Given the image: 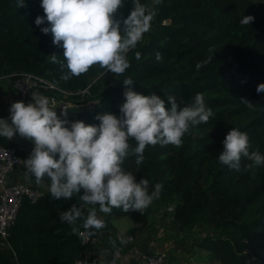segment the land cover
Masks as SVG:
<instances>
[{"label":"trees","instance_id":"16d2710c","mask_svg":"<svg viewBox=\"0 0 264 264\" xmlns=\"http://www.w3.org/2000/svg\"><path fill=\"white\" fill-rule=\"evenodd\" d=\"M156 10L152 26L143 40L127 55L130 67L116 75L93 65L85 73L68 80L67 71L51 55L63 60V48L53 43L51 33L44 34L35 24L44 15L41 0H0V78L16 79L32 74L54 84L59 90L36 88L32 94L57 96L78 105L93 103L77 120L98 125L97 114L119 115L124 103L125 85L131 77L134 90L149 95L155 92L166 99L168 94L186 104L197 92L203 93L213 116L207 123L193 126L181 145H149L144 161L137 165L130 155L124 167L137 179L145 177L150 191L155 183L163 188L153 206L162 208L175 201L174 220L193 232L200 225L214 231L194 240L193 246L208 253L210 264H264V167L248 169L241 159L240 170L231 169L218 160L227 132L235 127L248 134L250 151L264 154V93L257 86L264 83V0H145ZM133 4L124 0L119 14L127 16ZM254 16L242 25L243 16ZM141 56L136 58L135 52ZM161 59H156V53ZM200 65L197 68V65ZM87 91L84 97L77 93ZM247 98L257 104L249 110L241 103ZM83 99V101H78ZM81 102V103H80ZM167 103V101H166ZM60 115V114H58ZM64 118V117H62ZM76 121L75 119H68ZM135 141L130 140L132 147ZM15 143L0 137V145ZM82 194V193H81ZM77 198L56 200L51 193L36 202L25 199L16 222L0 250V264H75L94 251L92 243L84 244L81 226L78 233L60 220ZM102 215V213H101ZM105 223L111 219L131 218L135 225L121 233L133 235L136 241L123 249H134L140 233L149 222V211L124 212L113 208L104 213ZM101 229L91 235L97 238ZM118 232L105 233L111 249L121 244Z\"/></svg>","mask_w":264,"mask_h":264},{"label":"clouds","instance_id":"9594fccd","mask_svg":"<svg viewBox=\"0 0 264 264\" xmlns=\"http://www.w3.org/2000/svg\"><path fill=\"white\" fill-rule=\"evenodd\" d=\"M18 3L23 6L25 0ZM131 3L130 13L123 16L119 10L124 0H41L45 14L37 16L35 24L47 25L41 27L42 33H51L53 43L63 48L62 61L56 54L50 57L67 69L64 80L87 72L93 65L116 75L129 69L127 53L143 40L156 15L145 0ZM254 19L244 15L240 23L248 25ZM135 56L139 59L141 53L136 51ZM161 58L157 52L156 59ZM122 82L126 87L120 114H97L98 125L69 121L68 108L58 115L52 106L55 101L40 93L32 95V102H13L9 117H0V137L11 140L18 134L33 144L23 163L35 181L41 183L46 178L56 200L77 198V203L59 214L74 233L80 232L81 226L89 235L104 228L101 213H110L113 208L124 212L148 208L159 198L163 186L155 183L150 191L149 180L137 179L126 170L125 160L134 155L140 165L149 145L179 146L193 126L207 123L213 116L203 93L197 92L181 106L182 98L178 103L176 95L168 94L166 99L155 92L144 95L134 90L131 77ZM256 90L264 93V83ZM240 101L249 110L258 107L247 98ZM130 140L136 142L134 147ZM222 144L218 155L221 164L240 170L243 157L250 161L248 169L264 167V154L250 151L249 136L239 128H231Z\"/></svg>","mask_w":264,"mask_h":264},{"label":"crops","instance_id":"0c3cea01","mask_svg":"<svg viewBox=\"0 0 264 264\" xmlns=\"http://www.w3.org/2000/svg\"><path fill=\"white\" fill-rule=\"evenodd\" d=\"M0 79H3V77ZM32 95L34 94H31L23 101L17 95L13 82L0 81V117H9L10 105L13 102H32ZM14 142L23 148V160L26 159L33 148V144L29 140L20 137L18 134L14 136ZM10 182L39 187L43 190L45 195L50 193L47 179L45 178L41 183H37L34 177L27 172L24 163L11 174ZM147 210L149 211V222L146 228L140 233L139 240L135 247L140 254L148 252H165L169 261L173 264L205 263L204 259L208 256V253L199 251L200 249L193 246L194 240L200 238L199 234L194 236L191 234L192 232L189 233V231L183 229L174 220L173 215L163 208H156L151 204ZM102 216L104 217V213H102ZM119 221L120 218L111 219L109 223H105L104 228L101 229L99 247H96L91 253V255H95L99 259L101 264H110V245L105 239V233L114 231L121 234L135 225V222L132 220L130 228L119 230ZM8 249V247L0 245V250Z\"/></svg>","mask_w":264,"mask_h":264},{"label":"built area","instance_id":"2783aa9c","mask_svg":"<svg viewBox=\"0 0 264 264\" xmlns=\"http://www.w3.org/2000/svg\"><path fill=\"white\" fill-rule=\"evenodd\" d=\"M13 85L17 95L23 101H25L36 88L59 90L54 84L32 74H22L18 76L13 80ZM59 93L64 94V98L66 99L67 94L65 92L59 90ZM86 93L87 91H80L77 94L84 97ZM49 98L55 101V104L52 106L57 109L58 114L61 113L64 106L71 104L78 105L73 102H66L65 100L58 99L57 96H51ZM78 101L82 102L83 99H79ZM11 141L14 142V137ZM22 153L23 148L16 143L13 146L0 145V239L3 242L7 240L9 230L18 218V213L23 201L27 199L32 203H36L45 197V193L39 187L10 182L11 174L23 165ZM168 211L173 215L174 208L169 207ZM117 236L121 244L119 247L111 249V243L108 242L113 262H118L123 259V249L136 241V238L133 235H127L122 238L121 234L118 233ZM81 238L84 244L92 243L94 244L95 249L96 247H99V236L93 238L87 231H83L81 233ZM122 240L124 242H122ZM2 245L6 247L4 243H2ZM91 253L83 256L75 264H100L99 259L95 255H91ZM134 264L173 263L169 261L165 252H149L148 255L142 256Z\"/></svg>","mask_w":264,"mask_h":264},{"label":"water","instance_id":"95a60500","mask_svg":"<svg viewBox=\"0 0 264 264\" xmlns=\"http://www.w3.org/2000/svg\"><path fill=\"white\" fill-rule=\"evenodd\" d=\"M93 103H88L86 105H67L64 106L63 109H67L68 108V116L66 117V119H75L77 120L78 118V114L84 111H88L91 108V105ZM62 109V111H63ZM61 111V113H62ZM60 113V114H61ZM148 253L145 254H140L137 250V248L132 249L130 252H128L127 254L124 255L123 259H121L118 262H113L112 261V256L110 254V264H134L138 261L139 258H141L142 256L148 255ZM101 264V263H100ZM250 264H256V260L252 259L250 261Z\"/></svg>","mask_w":264,"mask_h":264},{"label":"rangeland","instance_id":"374dc122","mask_svg":"<svg viewBox=\"0 0 264 264\" xmlns=\"http://www.w3.org/2000/svg\"><path fill=\"white\" fill-rule=\"evenodd\" d=\"M0 81H10V82H13V80H11L10 78H5V77H3V79H0ZM72 105V104H71ZM169 207H175V201H173V202H171V203H168V204H166V205H164L162 208L163 209H165V210H167V212L169 213V211H168V209H169ZM172 216V215H171ZM119 219V218H118ZM178 224V223H177ZM132 225V219L131 218H120V221H119V224H118V228H119V230H124V229H128V228H130V226ZM190 233V232H189ZM192 235H198L199 234V236L200 237H204V236H206V235H208V234H214V231H212V230H207V228L206 227H204V226H202V225H200L198 228H196L192 233H191ZM180 239V238H179ZM191 249H192V247H191ZM199 251H203V250H199ZM205 252V251H204ZM203 252V253H204ZM207 253V252H206ZM204 261H205V263L204 264H210V263H208V262H206V260L204 259ZM200 264H203V263H200Z\"/></svg>","mask_w":264,"mask_h":264}]
</instances>
